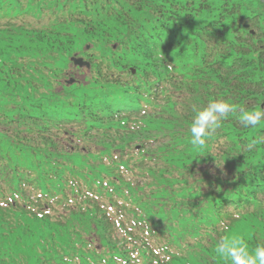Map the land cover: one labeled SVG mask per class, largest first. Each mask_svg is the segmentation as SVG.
Returning <instances> with one entry per match:
<instances>
[{
	"label": "trees",
	"instance_id": "1",
	"mask_svg": "<svg viewBox=\"0 0 264 264\" xmlns=\"http://www.w3.org/2000/svg\"><path fill=\"white\" fill-rule=\"evenodd\" d=\"M258 1L0 0V264H223L213 242L173 262L161 247L160 263L149 241L191 236L183 209L199 229L229 222L223 235L259 220L246 242L264 244V143L245 147L264 122L229 115L203 150L189 131L210 101L264 108ZM35 12L49 26L23 21ZM121 167L142 184L130 207Z\"/></svg>",
	"mask_w": 264,
	"mask_h": 264
},
{
	"label": "clouds",
	"instance_id": "2",
	"mask_svg": "<svg viewBox=\"0 0 264 264\" xmlns=\"http://www.w3.org/2000/svg\"><path fill=\"white\" fill-rule=\"evenodd\" d=\"M193 112L195 115L189 129L190 144L197 150L206 147L207 141L217 134L229 115L239 112V122L246 128L256 129L264 122V108L247 111L222 99L210 101L202 109L193 107ZM261 143H264V136L250 139L245 147L251 151ZM214 251L223 264H264V244L250 247L242 236L230 232L220 237Z\"/></svg>",
	"mask_w": 264,
	"mask_h": 264
},
{
	"label": "rangeland",
	"instance_id": "3",
	"mask_svg": "<svg viewBox=\"0 0 264 264\" xmlns=\"http://www.w3.org/2000/svg\"><path fill=\"white\" fill-rule=\"evenodd\" d=\"M240 1L248 9L253 8L256 11H259L260 8H263L262 6H260L258 0H240ZM32 14L33 15H31V16L28 15V14H25V16L22 17L23 21H25V23L27 25L32 26V27H35V26H38V25H40V26H42V25L49 26L47 21L50 20V19H48L47 15H45V12L40 13V14H37L35 12V13H32ZM42 17H43V19H42ZM263 19H264V15H263ZM38 21H39V24L37 23ZM71 30L73 32H75L76 35H77L76 43H75V46H74V51H80L82 49L83 44H86V42L82 43V41H81V39L79 37V34H78V30L75 27L71 26ZM4 37L5 36H3V35L0 36V38H4ZM74 51H73V53L71 52L70 57L73 54H75ZM76 54H79V53H76ZM78 56H80V55H78ZM48 58L53 60L54 62H57V60L61 59L62 57L60 55H54V56H48ZM35 94H37V93L35 92ZM258 221L259 220H254V221L246 220V221H243V222H239L238 224H236L235 226L232 227L230 233L242 236L245 240H247V239H249L252 236V233L254 231V229H253L254 222L258 223ZM212 257H214V254L212 255ZM180 264H199V262H198V260H194V261H188L187 263L183 262V263H180Z\"/></svg>",
	"mask_w": 264,
	"mask_h": 264
},
{
	"label": "water",
	"instance_id": "4",
	"mask_svg": "<svg viewBox=\"0 0 264 264\" xmlns=\"http://www.w3.org/2000/svg\"><path fill=\"white\" fill-rule=\"evenodd\" d=\"M72 61H73L75 66H80V67L86 66V67H88V64L84 63L81 59H72ZM72 83H73L72 80H70L68 82L69 85L72 84Z\"/></svg>",
	"mask_w": 264,
	"mask_h": 264
}]
</instances>
